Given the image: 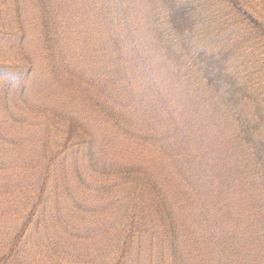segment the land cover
<instances>
[{"label": "trees", "instance_id": "16d2710c", "mask_svg": "<svg viewBox=\"0 0 264 264\" xmlns=\"http://www.w3.org/2000/svg\"><path fill=\"white\" fill-rule=\"evenodd\" d=\"M73 1L32 0L42 47L50 55L61 54L64 63L58 67L55 62L47 70L61 81L67 96L79 97L86 113L125 142L105 149L107 160L88 126L68 114L41 110L63 138L57 144L61 151L48 162L65 161L69 151H83L93 182L106 179V191L112 195L103 199L99 210L105 217L116 216L110 218L117 224L113 229L119 257L132 247L144 251L145 246V264H230L240 253L264 264V17H255L245 0H155L158 24L168 35L154 27L164 53L161 62H152L151 55L159 52L151 53L146 45L140 48L134 21L127 14L131 0H84L82 7L71 11ZM20 2L0 0L8 29L19 36L15 45L25 32ZM67 40L68 51L63 52ZM65 56L74 61L66 63ZM13 68L25 79L34 67L28 62L26 68L20 64ZM7 69L0 62V81L8 76ZM162 69H167L165 74ZM87 70L112 89L108 91L107 85L92 91L97 81L84 78ZM172 84L177 86L173 91ZM83 86L91 87L92 95L83 96ZM181 86L193 95L178 94ZM167 139L172 142L165 143ZM188 140L195 142V162L175 160L173 165L181 183L195 175V195L209 197L213 191L215 196L228 195L226 221L233 220L229 222L236 240L220 250L235 253L232 258L212 262L215 254L205 252L208 241L203 233L177 220L185 213L173 207L186 203L189 208L190 198L178 193L186 191L154 166L138 164L154 162L158 155L151 147L163 143L171 155L180 157L173 150ZM34 219L32 209L12 250Z\"/></svg>", "mask_w": 264, "mask_h": 264}, {"label": "rangeland", "instance_id": "374dc122", "mask_svg": "<svg viewBox=\"0 0 264 264\" xmlns=\"http://www.w3.org/2000/svg\"><path fill=\"white\" fill-rule=\"evenodd\" d=\"M131 1L127 14L132 24L134 21L139 46L141 48L146 45L151 53L157 50L159 53L152 54L151 60L161 62L164 48L154 27L167 33L158 24L160 11L156 2ZM245 1L254 9L255 17H264V0ZM83 2L74 0L71 11L78 6L82 7ZM20 4V20L25 32L19 45H15L19 36L13 29H8L5 12L0 7V62L9 70L8 76L0 81V260L6 264H145L148 252L145 246H142L144 251L136 252L132 247L127 255L118 256L119 241L113 229L117 228V224L110 218L116 216L105 217L103 211L99 210L104 203L103 199L110 197L112 192L106 191V179L93 182L90 176L92 172L86 168L88 159L83 151H69L68 154L65 151V161L62 158L60 161L48 162L52 155L61 151V146L57 144L63 138L58 134L61 130L54 128L50 119L39 112L41 110L68 114L88 126L94 144L97 147L102 145L103 157L105 149L112 150L114 143L119 145L125 141L122 136L116 135L113 130L86 113L79 97L67 96L61 89V81H56L47 70L55 62L58 67L64 64L59 59L61 54L50 51V55L42 47L43 40L40 41L37 36L39 14L32 0H22ZM11 16L12 13L8 12V19ZM64 43L63 52H67L69 41ZM65 57L66 63L74 61H68V56ZM28 62L33 64V73L22 79L17 75L19 70L13 67L20 64L26 68ZM166 71L162 69L160 72L165 74ZM94 75L96 73L93 74L91 70L84 72L85 79L97 81ZM107 85L108 91L112 89ZM107 85L97 81L92 91L98 86L105 88ZM169 87L172 91L177 88L174 84ZM83 88V96L88 92L92 95L91 87ZM180 92L182 96L193 95L186 86L184 89L182 86L178 88L177 93ZM164 142L169 144L172 139ZM151 148L158 155L154 162L138 164L145 168L154 166L171 177L176 188L181 187L186 191L178 193L186 199L190 198L189 208L186 203L173 207L185 213L177 218L180 225L185 224L203 233L205 241H208L205 252L211 256L215 254L212 262L234 257L235 253L220 250L223 246H229L232 238L236 240V230L229 222L233 220L228 218L226 221L228 195L221 193L215 196L214 191L209 197L195 195V175L185 178L188 180L186 183H181L183 179L178 176L177 165H173L172 161L175 160L184 164L195 162V142L190 144L189 140L184 141L178 148H174L173 153L178 152L180 157L171 155L164 143L161 147ZM169 156L174 159H168ZM218 201L223 205H219ZM32 209L35 219L19 246L12 250L14 238ZM251 224L257 225L256 222ZM184 234L187 235L185 229ZM247 260L240 253L230 264H259L257 259L248 260L249 263Z\"/></svg>", "mask_w": 264, "mask_h": 264}]
</instances>
